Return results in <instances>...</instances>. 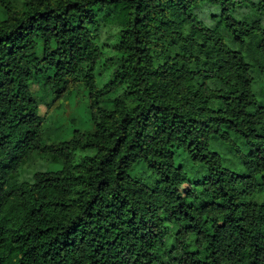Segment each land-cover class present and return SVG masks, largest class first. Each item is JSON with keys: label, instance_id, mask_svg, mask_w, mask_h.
<instances>
[{"label": "trees", "instance_id": "trees-1", "mask_svg": "<svg viewBox=\"0 0 264 264\" xmlns=\"http://www.w3.org/2000/svg\"><path fill=\"white\" fill-rule=\"evenodd\" d=\"M203 2L239 50L198 21ZM246 3L0 0V264H264V93L244 49L264 32L236 21ZM38 156L48 169L21 182Z\"/></svg>", "mask_w": 264, "mask_h": 264}, {"label": "rangeland", "instance_id": "rangeland-1", "mask_svg": "<svg viewBox=\"0 0 264 264\" xmlns=\"http://www.w3.org/2000/svg\"><path fill=\"white\" fill-rule=\"evenodd\" d=\"M24 0H11L12 4L18 8L22 7ZM252 3L255 5L252 6ZM258 0H249V3L243 4L237 7L233 11V15L238 22L247 23L252 25L253 22H257L260 29L264 32V15L258 12L257 10ZM193 14L197 17L198 21L207 26L209 29L213 31H217L225 40V42L230 46V48L239 50L240 45L236 44L232 37L230 36L228 29L226 28L225 23L222 20V9L221 7L214 6L210 3L203 2L199 6H197L193 10ZM6 17V10L3 6L0 5V19ZM119 37V27H103L99 31V40L101 42V47L103 48V61H102V70L106 78L112 74L116 63L112 62V59L117 56V53L113 51L110 45L114 44L118 41ZM259 40L253 43L251 46L249 42L246 43L244 49L250 51L253 54V58L251 61L255 66L254 76L256 78L255 89L259 93H264V51L258 47ZM103 44V45H102ZM107 45V46H106ZM31 90L34 93L39 91V86L33 84L31 86ZM121 101L124 104L129 105L128 99H125L121 94ZM48 102L51 101L50 98L47 99ZM77 102V100L75 101ZM81 110L77 113L76 117L78 118H86V114L84 113L85 104L83 101H80ZM59 104H62V110L64 112L63 117L65 119L70 118V115L73 113V109L69 104L68 100L63 99ZM73 104V102H72ZM59 109V108H58ZM47 113V106L45 104L40 105L39 107V115L44 117ZM61 113V112H60ZM48 115V114H47ZM48 130L47 135L53 140H59L63 135L65 128L62 127L64 125L62 120L58 118V116L51 115V119H48ZM87 128L88 126L85 125ZM50 161L38 156L33 158L30 163L26 166V168L22 171L21 182H31L32 177L35 172L38 171H46L49 167Z\"/></svg>", "mask_w": 264, "mask_h": 264}]
</instances>
